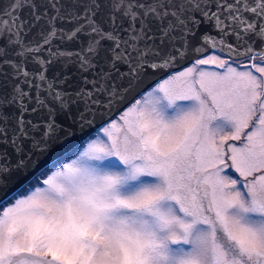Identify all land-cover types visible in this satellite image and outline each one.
<instances>
[{"label": "snow or ice", "instance_id": "6c2138e0", "mask_svg": "<svg viewBox=\"0 0 264 264\" xmlns=\"http://www.w3.org/2000/svg\"><path fill=\"white\" fill-rule=\"evenodd\" d=\"M0 193V264H264V0H0Z\"/></svg>", "mask_w": 264, "mask_h": 264}, {"label": "water", "instance_id": "95a60500", "mask_svg": "<svg viewBox=\"0 0 264 264\" xmlns=\"http://www.w3.org/2000/svg\"><path fill=\"white\" fill-rule=\"evenodd\" d=\"M21 15H23L24 17H28V15H29L28 10L25 9V11L23 13H21ZM34 32H35V29L33 30V33ZM30 38H31V35H30ZM154 80H155V77L149 78L146 82H144L140 86L139 89H137V91H140L141 89L148 87L150 84H152L154 82ZM135 95H136L135 92L130 94L128 99L125 101V103L122 104L120 107L123 108L124 106H126V104L128 102H130L132 100L133 96H135ZM116 114H117V111L114 109L113 110V116H115ZM105 119H107V117ZM99 123L100 122L97 121L96 125H94L93 127L98 126ZM87 131L88 130H86V132ZM85 134L86 133H81L79 130H77L75 132V136H74L73 140L70 143H66L65 145L58 146L56 152H54V153L40 156L39 159L37 160L35 166L33 168H30L27 173L22 174V175H14L12 178L10 189L20 191L31 180L34 179L36 174L40 173L43 169L49 167L55 159H58L62 155L66 156L67 154H69L71 152L72 148L75 146L77 139L79 137L85 135ZM9 198H11V196L5 197L4 193H0V199H9Z\"/></svg>", "mask_w": 264, "mask_h": 264}, {"label": "rangeland", "instance_id": "374dc122", "mask_svg": "<svg viewBox=\"0 0 264 264\" xmlns=\"http://www.w3.org/2000/svg\"><path fill=\"white\" fill-rule=\"evenodd\" d=\"M45 174L47 175L48 173H45ZM34 182H35V180H34V181H31V182L25 187V189H27V188L29 187V185H30V184H33ZM25 189H24V190H25Z\"/></svg>", "mask_w": 264, "mask_h": 264}]
</instances>
